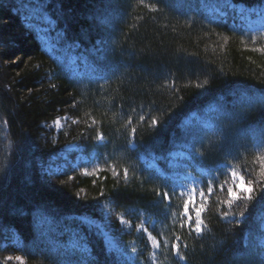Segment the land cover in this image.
<instances>
[{
    "label": "trees",
    "instance_id": "16d2710c",
    "mask_svg": "<svg viewBox=\"0 0 264 264\" xmlns=\"http://www.w3.org/2000/svg\"><path fill=\"white\" fill-rule=\"evenodd\" d=\"M224 3L264 6L0 0V264H132L133 243L150 264L146 236L119 226L133 211L154 221L166 264H264V36L238 30ZM70 144L86 161L54 170ZM176 152L205 170L200 234L170 181ZM232 170L256 195L229 208Z\"/></svg>",
    "mask_w": 264,
    "mask_h": 264
},
{
    "label": "rangeland",
    "instance_id": "374dc122",
    "mask_svg": "<svg viewBox=\"0 0 264 264\" xmlns=\"http://www.w3.org/2000/svg\"><path fill=\"white\" fill-rule=\"evenodd\" d=\"M224 7L226 10H230L232 12V16L235 18L234 20L238 30H245L246 32H251L253 34L259 33L264 36V6L246 8L242 5L235 6L234 4L224 3ZM209 10L214 12L212 9ZM216 10L222 16L225 15V11L221 10L219 7ZM209 113L210 112L207 109L196 118V121L206 122L209 118ZM66 121L67 119L65 117L59 118L52 124V126L59 130L64 126ZM60 157L61 160H55L56 163L52 165L54 170L65 168V166L69 164H71L73 168H76L80 161H86L83 154L80 152V146L77 144H70L63 148ZM167 166L170 168V181L178 189L181 198L186 201L190 195H194L197 202H199L198 174L205 173V170L201 167L200 163L192 156L190 157L183 152H176L171 155L167 162ZM193 189H195V193H193ZM129 216L130 217L125 216L124 214L119 217L120 228L124 232L130 234L138 232L145 235L152 248L150 264H166V253L163 248V241L152 231L155 227L154 221L145 216L144 213L140 212L138 213L133 211L129 214ZM81 219L87 222V224L98 228L104 235L106 243L112 249H119L116 239L111 235V231L107 227V223L104 224L102 222H95L85 217ZM129 260L132 264H146L141 258L140 247L134 243L131 246V255L129 256ZM20 261L22 262V259Z\"/></svg>",
    "mask_w": 264,
    "mask_h": 264
},
{
    "label": "snow or ice",
    "instance_id": "6c2138e0",
    "mask_svg": "<svg viewBox=\"0 0 264 264\" xmlns=\"http://www.w3.org/2000/svg\"><path fill=\"white\" fill-rule=\"evenodd\" d=\"M59 123V122H57ZM137 130L135 128L132 129V132L135 133ZM100 139H103V136L101 135L99 137ZM260 166V172L261 175H264V156H260L257 158ZM127 174V171H125V175ZM231 175L234 178V183L231 187H228L227 194L229 199L226 201L227 206L229 208L232 207L234 201L238 200H248L251 201L255 198L256 195V189L254 186H247V185H253L252 180H246L243 175H238L236 171L232 170ZM221 189H223V185L220 186ZM213 191V188L211 186L208 187V193H211ZM193 193H195V189H193ZM164 199L170 200L171 197L168 193H162L161 194ZM200 201L197 202L194 195H190L188 199L184 203V216L187 220V223L189 227L193 224L192 216L190 215V211L195 212V232L200 234L202 232V225L204 224L202 217V213L205 211V205H204V198L205 193L204 191H200L199 193ZM245 214L244 211H241L239 215L243 217ZM232 215H235L233 213ZM224 217H228L229 213L224 212ZM174 250L176 251L177 255L180 254V245L174 244L173 245ZM183 259V257H181ZM11 259V257H9ZM16 260H21V257L17 256Z\"/></svg>",
    "mask_w": 264,
    "mask_h": 264
}]
</instances>
